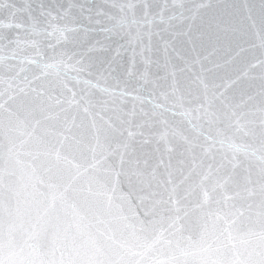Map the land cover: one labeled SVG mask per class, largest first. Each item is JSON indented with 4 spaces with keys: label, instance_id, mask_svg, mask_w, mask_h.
<instances>
[{
    "label": "water",
    "instance_id": "95a60500",
    "mask_svg": "<svg viewBox=\"0 0 264 264\" xmlns=\"http://www.w3.org/2000/svg\"><path fill=\"white\" fill-rule=\"evenodd\" d=\"M198 3L0 0L6 261L258 264L264 0ZM52 193L100 251L40 219Z\"/></svg>",
    "mask_w": 264,
    "mask_h": 264
},
{
    "label": "snow or ice",
    "instance_id": "6c2138e0",
    "mask_svg": "<svg viewBox=\"0 0 264 264\" xmlns=\"http://www.w3.org/2000/svg\"><path fill=\"white\" fill-rule=\"evenodd\" d=\"M207 6H208L207 0H199L196 9L193 12V18H195V14L196 12L199 11V9ZM262 47H264V42H262ZM77 63H79V61ZM74 70L81 71L82 69L74 68ZM173 76H175V73H173ZM201 83L203 84V81H201ZM203 86L205 89H207L206 84H203ZM41 195L43 194L41 193ZM57 200H60L63 204L64 203L63 194L52 193L50 202L48 206L43 209L40 219L43 220L45 217H47L48 219L46 220V223H50L52 220L55 221V223L52 226L56 229V233L62 236V242L66 245L69 251L75 252L77 255L80 254L81 248L91 247L95 249L97 252L100 251L102 247V242L98 237L86 231V225L82 224L83 217H80L79 214L75 212V210H73V212L71 213V219H62L60 215L50 216V212H53L56 208ZM67 215L68 213L65 212V216ZM0 237H2V233H0ZM260 248H261L260 251L261 258L258 264H264V231L260 233ZM0 264H15V262L6 261L4 259L2 241H0ZM21 264H23V262H21ZM27 264H37V262L28 261ZM38 264H104V262L94 261V260L77 261L74 259L65 261L61 259L60 261L41 260L38 262ZM109 264H111V262H109ZM136 264H139V262H136ZM213 264H224V262L214 261ZM237 264H249V262L240 261L237 262Z\"/></svg>",
    "mask_w": 264,
    "mask_h": 264
}]
</instances>
